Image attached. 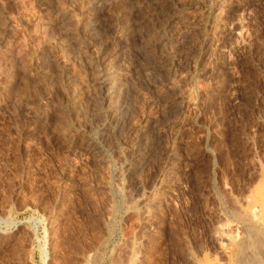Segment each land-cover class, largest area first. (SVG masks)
Listing matches in <instances>:
<instances>
[{"label":"rangeland","instance_id":"obj_1","mask_svg":"<svg viewBox=\"0 0 264 264\" xmlns=\"http://www.w3.org/2000/svg\"><path fill=\"white\" fill-rule=\"evenodd\" d=\"M99 1L0 0V264H264V0Z\"/></svg>","mask_w":264,"mask_h":264},{"label":"bare ground","instance_id":"obj_2","mask_svg":"<svg viewBox=\"0 0 264 264\" xmlns=\"http://www.w3.org/2000/svg\"><path fill=\"white\" fill-rule=\"evenodd\" d=\"M121 1H122V4H123V1H125V0H103V1H99L98 3H96V4H94L95 5V10H94V13H95V17H103V14L104 13H107L108 11H111L113 8H116V7H119V6H122L121 5ZM130 1V0H129ZM148 1V0H147ZM150 1H152V0H150ZM181 1V0H180ZM95 2V1H94ZM144 2H146V0H132L131 1V3H132V5H131V7H129V8H126V9H124L123 10V14H122V16H123V21L121 22V24L119 25V27L117 28V36H119V38L118 39H120V38H123L124 36H128V34L129 33H131V32H133L134 30H136L135 28L136 27H138L140 24H147L148 22H149V18H148V16H147V14H146V11L143 9V3ZM130 4V3H129ZM213 5V4H212ZM224 6H222V7H220V10H217V13H216V18L217 19H221L222 18V16H223V11L224 10H226V9H228V7L230 6V4L227 2V3H225V4H223ZM121 9L123 8V7H120ZM137 8H139V10L137 9ZM200 8H202V7H200ZM138 11H137V10ZM193 9H196V7L194 8H192V7H190L189 5H186V4H184L183 3V5L182 6H179V7H177V8H175V9H171L172 10V13H171V15H170V22L171 23H173L174 25H177V24H179V23H183L184 24V22L185 21H187L186 19H184V18H186L185 16H186V12H188L189 13V11L190 10H193ZM117 10V9H116ZM119 10V9H118ZM189 10V11H188ZM199 10V9H198ZM92 11V10H91ZM122 12V11H121ZM196 12V11H195ZM190 13H191V15L193 16V14H192V12L190 11ZM189 13V14H190ZM196 14V13H195ZM110 15V14H109ZM150 16V15H149ZM168 16H169V14H168ZM226 16V15H225ZM108 17V16H107ZM106 17V18H107ZM111 18H113L112 16H110ZM64 18V17H63ZM109 18V17H108ZM58 19V18H57ZM103 19V18H102ZM202 19V18H201ZM155 20V19H154ZM168 20V19H167ZM113 21H115V20H113ZM223 21V20H222ZM64 22V21H63ZM96 22L97 21H94V22H91L87 27H86V29L87 30H97V29H99V28H97L96 29ZM165 22H166V20H165ZM196 22H198V21H196ZM103 23H104V20H103ZM99 24V23H98ZM192 24V23H191ZM194 24V23H193ZM192 24V25H193ZM230 24V23H229ZM233 24V23H232ZM109 25H110V23H109ZM115 25V24H114ZM166 25V24H165ZM174 25H172V27L174 26ZM224 25V24H223ZM116 26V25H115ZM142 26V25H141ZM178 26V25H177ZM189 26H190V24H189ZM189 26H188V28H189ZM202 26V25H201ZM214 26V25H213ZM217 27H218V24L216 25ZM108 27V26H107ZM169 27V26H168ZM174 27H176V26H174ZM184 27H185V25H184ZM184 27H181V28H184ZM191 27V26H190ZM217 27H216V29H217ZM221 27V26H220ZM223 27V26H222ZM106 28V27H105ZM162 28V27H161ZM178 28H180V26L178 27ZM180 28V29H181ZM194 27H192V28H190V30L191 29H193ZM237 28V27H236ZM114 29V28H113ZM177 29V28H176ZM213 29V28H212ZM214 29H215V27H214ZM224 29V28H223ZM92 30V31H93ZM115 30V29H114ZM199 30V29H198ZM220 30V29H219ZM237 30V29H236ZM86 31V30H85ZM231 31H234V30H232L231 29ZM230 31V32H231ZM113 32L114 31H112V35H113ZM212 32V31H211ZM225 32V31H224ZM93 33V32H92ZM110 33V32H109ZM191 33V32H190ZM231 33H233V32H231ZM94 34V33H93ZM96 34H98V33H96ZM108 34V33H107ZM219 34V33H218ZM225 34V33H224ZM238 34V33H237ZM99 35V34H98ZM97 35V36H98ZM227 35V34H226ZM96 36V35H95ZM94 36V37H95ZM96 36V37H97ZM131 36V35H130ZM129 36V37H130ZM218 36V35H217ZM221 36L223 37V35L221 34ZM178 37V36H177ZM100 38V37H99ZM214 38V37H213ZM102 40H103V38H101ZM106 39L108 40V38L106 37ZM105 39V40H106ZM112 39V38H111ZM124 39H125V37H124ZM129 39V38H128ZM163 38L161 37V38H159V40L158 41H161ZM217 39H218V37H217ZM219 39H220V37H219ZM99 40V39H98ZM131 40V39H130ZM85 41V40H84ZM222 41V40H221ZM95 42H97V41H95ZM129 42V41H128ZM224 42V41H223ZM62 43V42H61ZM99 43H101V41L99 42ZM126 43L127 42H125V45H126ZM181 43V42H180ZM93 44V43H92ZM98 44V43H97ZM97 44H95V45H97ZM109 44V43H108ZM120 44V43H119ZM129 44V43H128ZM221 44V43H220ZM94 44H93V46H95ZM104 45V44H103ZM114 45V44H113ZM116 45V44H115ZM114 45V47H115V49H113L112 50V48H113V46H112V48H111V52L109 53V55H107L108 56V59L109 60H112V59H116V58H120L121 59V61H122V66L124 67L125 66V68H129V69H131V71H132V68H134L135 66H136V63H135V55H133L132 53L134 52V51H131L130 53H128L127 51H123L124 53L126 52L127 54H124L123 55V53H122V48H124V47H126V46H124V47H122V48H120V47H118L117 45V47ZM175 45V44H174ZM63 46V45H62ZM128 46V45H127ZM133 46V45H132ZM219 45H217V47H218ZM103 47H105V45L103 46ZM107 47V46H106ZM238 46H236V48H237ZM96 48H97V50L99 49L98 47H95V51H96ZM124 49H126V48H124ZM123 49V50H124ZM147 49V48H146ZM149 49V48H148ZM221 49H222V47H221ZM233 49V48H232ZM235 49V48H234ZM107 50H110L109 49V47H108V49ZM93 51V50H92ZM102 51V50H101ZM106 51V50H105ZM147 51V50H146ZM97 52V51H96ZM108 52V51H107ZM106 52V53H107ZM222 52V51H221ZM92 53V52H91ZM94 53V52H93ZM136 53V52H135ZM145 53V52H144ZM149 54H154V52L152 51V49H150L149 50V52H148ZM103 54H105V53H103ZM108 54V53H107ZM94 55H95V53H94ZM147 55V54H146ZM155 55V54H154ZM157 55V54H156ZM101 56H103V55H101ZM137 57H138V55H137ZM147 57V56H146ZM164 56L163 55H159V56H156V60H155V63L153 64V65H151L154 69L155 68H160V67H162V66H164L165 64H163V59L165 58H163ZM95 58V57H94ZM102 58V57H101ZM163 58V59H162ZM169 58V57H168ZM99 59V58H98ZM97 59V60H98ZM107 59V58H106ZM106 59H105V61H106ZM108 59H107V61H108ZM146 59V58H145ZM170 59V58H169ZM104 61V62H105ZM106 61V62H107ZM105 62V63H106ZM173 62H174V60L173 59H171L170 60V63H168V66H170L171 64H173ZM102 63V62H101ZM106 65H107V74H105L104 76L106 77L105 78V82H103V83H105V87H104V90H103V92H102V95H101V101L103 102V104H105L107 107H109V108H114V107H116V105L120 102V100L122 99V97H123V95H124V91H126V89H127V84H125V82H124V80H121L120 79V72H122V70L121 69H117V68H115L114 66H112V65H108V63H106ZM114 65H115V63H114ZM121 65V63L118 65V66H120ZM119 68H121V67H119ZM170 68V67H169ZM102 69V68H101ZM124 69V68H123ZM171 69H172V67H171ZM156 70V69H155ZM104 71H105V69H104ZM126 71V70H125ZM106 73V72H105ZM126 73V72H125ZM119 74V75H118ZM103 76V77H104ZM119 77V78H118ZM103 79V78H102ZM124 79V78H123ZM223 80V79H222ZM97 82V81H96ZM102 83V84H103ZM172 83V82H171ZM168 85L170 86V87H172L171 86V84L170 83H168ZM168 85H164V84H162V85H160L159 86V88H158V90L159 91H164V90H166V88L168 87V88H170ZM232 87V86H231ZM228 88V87H227ZM98 91V90H97ZM214 91V90H213ZM227 91V90H226ZM160 93V92H159ZM224 93V92H223ZM96 94H97V92H96ZM163 94V93H162ZM175 95V94H174ZM165 97V96H164ZM95 98V97H94ZM122 101V100H121ZM175 102V101H174ZM179 102V101H178ZM172 103H173V101H172ZM31 110H33V109H31ZM29 112V111H28ZM32 112V111H31ZM32 114V113H31ZM29 115H30V113H29ZM33 116L35 117L34 118V123H35V125L37 124H39V122H40V124H39V126L40 127H46L47 126V124H49L50 123V120L48 119V118H45V116H44V114L42 113V112H39V111H34L33 112ZM151 117V116H150ZM62 124V123H61ZM147 124V123H146ZM143 126V125H142ZM147 127V126H146ZM63 128V127H62ZM144 128V127H143ZM137 129V128H136ZM145 129V128H144ZM142 130V129H141ZM66 131V130H65ZM52 132V131H51ZM140 133V132H139ZM143 135V134H142ZM75 143V142H74ZM136 148V147H135ZM132 152H133V150H131ZM129 154V153H128ZM136 155V154H135ZM128 157V156H127ZM174 158V157H173ZM176 158V157H175ZM178 162H180V160L178 161L177 159H171V161H170V167H171V169H173V168H176V166L178 165H180V163L179 164H177ZM177 166V167H178ZM174 170H176V169H174ZM173 171V170H172ZM169 172H171V170H169ZM173 173V172H172Z\"/></svg>","mask_w":264,"mask_h":264}]
</instances>
